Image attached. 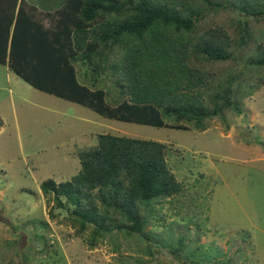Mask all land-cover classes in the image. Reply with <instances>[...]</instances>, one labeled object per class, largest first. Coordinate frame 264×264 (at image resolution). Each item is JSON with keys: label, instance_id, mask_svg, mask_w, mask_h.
<instances>
[{"label": "rangeland", "instance_id": "obj_1", "mask_svg": "<svg viewBox=\"0 0 264 264\" xmlns=\"http://www.w3.org/2000/svg\"><path fill=\"white\" fill-rule=\"evenodd\" d=\"M27 1L46 10L62 2ZM247 9L241 0H191L186 10L197 14L196 31L217 24L232 39L230 57L206 66L218 76L215 86L230 87L240 112L223 108L202 131L108 119L0 64V264H264V66L254 62L264 56V13ZM119 57L111 49L103 62L96 54L77 59L78 80L115 101L111 66ZM101 133L166 145L181 189L142 211L148 240L114 232L91 247L90 229L77 231L72 206L57 207L41 193L46 179L70 180L78 153Z\"/></svg>", "mask_w": 264, "mask_h": 264}, {"label": "trees", "instance_id": "obj_2", "mask_svg": "<svg viewBox=\"0 0 264 264\" xmlns=\"http://www.w3.org/2000/svg\"><path fill=\"white\" fill-rule=\"evenodd\" d=\"M241 1L247 13H264V0ZM190 2L62 0L46 10L0 0V64L33 88L108 119L202 131L223 108L240 109L206 66L230 57V34L217 24L196 31L197 14L186 13ZM111 49L120 52L111 66L119 93L107 102L104 89L78 80L75 62L94 54L103 62ZM254 62L264 66V56ZM165 155L163 142L101 133L95 146L78 153L80 169L70 180L46 179L40 190L55 206H72L77 231L90 229L91 247L114 232L148 240L142 211L181 189Z\"/></svg>", "mask_w": 264, "mask_h": 264}, {"label": "crops", "instance_id": "obj_3", "mask_svg": "<svg viewBox=\"0 0 264 264\" xmlns=\"http://www.w3.org/2000/svg\"><path fill=\"white\" fill-rule=\"evenodd\" d=\"M32 4H34V5H36V6H38L37 4H35V3H32ZM39 7V6H38ZM42 8V7H41ZM44 9H48V8H44Z\"/></svg>", "mask_w": 264, "mask_h": 264}]
</instances>
